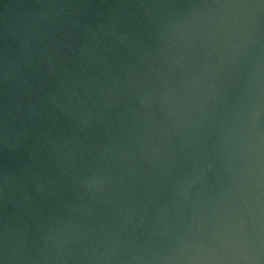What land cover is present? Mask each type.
<instances>
[{
    "label": "water",
    "instance_id": "95a60500",
    "mask_svg": "<svg viewBox=\"0 0 264 264\" xmlns=\"http://www.w3.org/2000/svg\"><path fill=\"white\" fill-rule=\"evenodd\" d=\"M0 264H264V0H0Z\"/></svg>",
    "mask_w": 264,
    "mask_h": 264
},
{
    "label": "clouds",
    "instance_id": "9594fccd",
    "mask_svg": "<svg viewBox=\"0 0 264 264\" xmlns=\"http://www.w3.org/2000/svg\"><path fill=\"white\" fill-rule=\"evenodd\" d=\"M259 147L258 144L246 143L245 144V156L246 158H255V160L259 161ZM234 151V149H233Z\"/></svg>",
    "mask_w": 264,
    "mask_h": 264
}]
</instances>
